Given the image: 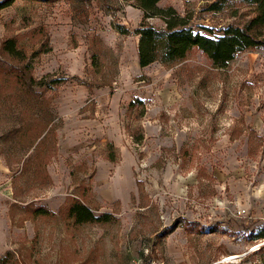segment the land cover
<instances>
[{
  "label": "rangeland",
  "instance_id": "rangeland-1",
  "mask_svg": "<svg viewBox=\"0 0 264 264\" xmlns=\"http://www.w3.org/2000/svg\"><path fill=\"white\" fill-rule=\"evenodd\" d=\"M158 6L210 38L254 16L239 0ZM142 18L122 0H16L0 10V43L16 40L51 113L38 138L32 130L8 143L33 142L31 151L43 139V170L18 175L15 152L5 151L10 166L0 155V262L264 264V49L221 68L197 50L141 68ZM7 95L2 133L21 119L20 100ZM73 197L112 218L76 225L64 210Z\"/></svg>",
  "mask_w": 264,
  "mask_h": 264
},
{
  "label": "trees",
  "instance_id": "trees-1",
  "mask_svg": "<svg viewBox=\"0 0 264 264\" xmlns=\"http://www.w3.org/2000/svg\"><path fill=\"white\" fill-rule=\"evenodd\" d=\"M14 1L16 0L1 1L0 10L11 6ZM122 1L143 12L142 22L135 30V35L139 38L137 58L141 68L154 63L168 65L179 62L192 50L201 52L214 67L221 68L242 51L264 49V40L259 39L258 36L264 29V0H239L252 9L254 16L243 28L228 26L223 30V35L218 38H210L194 32L171 7L160 8L158 4L161 0ZM227 1L229 0H223V2ZM219 7L213 4L211 10H219ZM152 18L161 19L164 22V28L157 29L148 24L146 20ZM43 87L45 88L44 84L33 78L27 58L18 47L16 40L14 38L3 40L0 43V96L7 93L9 99L15 102L17 99L20 100L19 118L21 119L15 125L8 127L4 133L0 132V155L7 166H10L9 159L15 152L13 157H16L17 163H20V166L16 168L18 175H22L31 168H34V171L43 170L45 166L41 147L43 139H40L31 151L33 142H30L24 150L21 147L17 150L13 147L8 148V143H12L20 136L29 138L28 133L32 130L35 132L31 134L30 139L38 138L48 126L43 121L51 113L48 111L49 100L45 98V91L41 90ZM136 102L138 101L131 102L130 108ZM31 111H35V114L33 115ZM49 130L45 133L46 136ZM4 145L8 150H4ZM54 146L51 149L55 152ZM5 151H10L11 154ZM64 210L67 217L73 219L76 225L108 223L112 218L109 213L95 214L77 197H73ZM33 212L41 216L53 215V212L45 206H36ZM0 264H7L5 258Z\"/></svg>",
  "mask_w": 264,
  "mask_h": 264
},
{
  "label": "bare ground",
  "instance_id": "bare-ground-1",
  "mask_svg": "<svg viewBox=\"0 0 264 264\" xmlns=\"http://www.w3.org/2000/svg\"><path fill=\"white\" fill-rule=\"evenodd\" d=\"M234 257H230V259H233Z\"/></svg>",
  "mask_w": 264,
  "mask_h": 264
}]
</instances>
